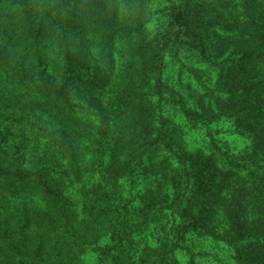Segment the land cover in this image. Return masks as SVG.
Returning <instances> with one entry per match:
<instances>
[{"label": "trees", "instance_id": "trees-1", "mask_svg": "<svg viewBox=\"0 0 264 264\" xmlns=\"http://www.w3.org/2000/svg\"><path fill=\"white\" fill-rule=\"evenodd\" d=\"M164 1L162 34L131 28L219 66L224 97L192 109L159 67L144 75L157 87L145 101L136 79L118 82L109 115L92 124L43 84L55 70L70 85L88 60L60 14L69 1L54 5L55 35L46 0H0V264H203L211 243L230 256L221 264H264V0ZM152 3L134 0L128 22ZM164 96L206 128L199 147L161 116ZM222 118L250 145L234 151L216 138Z\"/></svg>", "mask_w": 264, "mask_h": 264}, {"label": "rangeland", "instance_id": "rangeland-1", "mask_svg": "<svg viewBox=\"0 0 264 264\" xmlns=\"http://www.w3.org/2000/svg\"><path fill=\"white\" fill-rule=\"evenodd\" d=\"M58 1L61 0H46L48 8L42 11L50 16L48 27L51 30L58 18L59 7L54 6ZM67 1L69 2L66 8L60 14L67 27L68 35L73 36L71 40L80 47L85 45L89 48L86 55L88 60L77 70L79 77L70 85H64L63 76L61 77L55 70L44 76L43 84L55 102L69 100L77 106L75 109L84 120L93 124L101 115H109L110 96L118 82H133L136 79L138 96L145 101L147 95L156 91L157 87L144 75H148L150 79L152 77L150 74L159 67H164L165 81L181 95L185 102L194 104L192 109H201L210 98L212 101L216 99L219 102L224 97L218 85L219 66L204 60L194 49L182 47L179 50L174 48L168 50V46L163 45V41L145 43L131 28L140 27L139 30L146 33L147 37L156 33L162 34L171 11L170 2L148 0L153 3L144 6L139 14L135 13L139 19L132 25V22L128 20L131 19L133 12L131 7L134 0L129 4H125L124 0ZM20 7L22 9L21 2ZM209 11L204 18L212 16ZM189 20L195 21L193 17ZM196 21H199V18ZM56 31L53 30L55 35ZM127 45L129 49L131 47L133 49L130 54H125ZM164 55H166L165 58ZM106 57L114 63L113 71L106 66L107 61H102ZM127 71L130 75L125 76ZM159 106L161 116L177 131L178 137L187 147L194 149L201 145V139L206 134L205 127L193 125L177 106L167 101L165 96L162 97ZM112 118L115 120L114 116ZM232 122L234 123V120L222 118L212 130L216 138H221L230 149L240 152L248 144L250 145L251 137L236 132ZM10 139L6 143L10 146L11 152H16L14 145L17 138ZM132 186L136 188V191L139 190L136 180ZM200 243L206 245L208 242L200 239ZM207 249L210 253L203 258V264H221L214 259L224 257L228 260L230 258L228 252L218 243H211ZM179 257L183 262L188 261L184 253H181ZM90 261L92 260L87 259V262Z\"/></svg>", "mask_w": 264, "mask_h": 264}]
</instances>
